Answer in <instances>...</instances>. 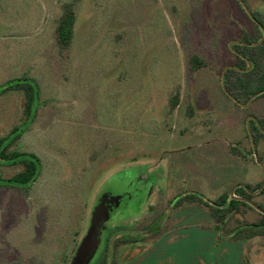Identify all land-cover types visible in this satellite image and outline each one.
Here are the masks:
<instances>
[{"label":"rangeland","instance_id":"rangeland-1","mask_svg":"<svg viewBox=\"0 0 264 264\" xmlns=\"http://www.w3.org/2000/svg\"><path fill=\"white\" fill-rule=\"evenodd\" d=\"M67 1L0 0V87L28 78L39 92L36 118L14 148L42 167L28 188L0 186V264H67L98 197L142 186V175L154 180L162 210L177 192L211 202L264 178V139L256 142L252 122L264 120V97L247 101L228 71L262 36L246 11L264 15V0H81L65 62L53 33ZM195 52L209 64L190 76ZM176 88L181 103L168 117ZM23 102L21 92L0 96V139L22 124ZM20 170L0 165V179ZM258 218H231L221 237L209 217L200 227L191 215L170 250H154V264H264V238L228 236L238 223L240 234L255 230L244 223Z\"/></svg>","mask_w":264,"mask_h":264},{"label":"flooded vegetation","instance_id":"flooded-vegetation-1","mask_svg":"<svg viewBox=\"0 0 264 264\" xmlns=\"http://www.w3.org/2000/svg\"><path fill=\"white\" fill-rule=\"evenodd\" d=\"M236 56L238 62L234 65L232 71L240 77L247 75L248 79L252 80L255 86L263 87L264 82L263 85H260V82L262 81L264 72L260 70L255 56L249 54V59H246L239 52ZM239 60L244 61V64ZM254 91L252 100L264 94V88L259 90L254 89ZM258 94L259 96L254 98ZM188 114L189 112L187 111L185 117L189 121L195 118L194 111L191 112V116H188ZM252 122H254L253 131L264 135V130L260 124L257 121ZM137 182L144 185L131 186L129 191L122 193L125 194V200L121 204L123 206L120 205L119 209L111 213V217L106 223L105 229L102 231V238L98 250L90 264H146L147 258L152 259V264H154V250H158L160 247H165L166 245H168V250H170L172 248L169 244L172 238L171 236L175 233L178 235L184 234L183 230L185 227L189 228L191 226V224H184V221L189 220L191 215H198L197 225L200 227L207 226L206 218L209 217L216 233L221 237L228 220L248 212L256 214L259 218L257 221L244 223L245 228L260 229L259 227L264 226V178L255 188L235 185L230 189L228 196L221 195L215 201L211 202H207L199 194L192 193L180 196L177 192L172 195L168 206L163 210L160 207V202H154V194L157 196L159 193L154 192V180H149L148 177L142 175L137 178ZM138 193L142 194L141 200L132 203L131 200L134 198V194ZM152 199L153 201H150ZM244 200L250 202L258 209H255ZM182 205L185 206L184 209L187 212L182 214V218H176V212L183 208ZM181 222L183 223L181 224ZM239 224L228 234V236H231L230 243H238V232L241 230ZM88 226L89 221L78 243L76 245L74 244L71 248V255L67 264L71 263L78 245L87 232ZM256 238L260 237H252L251 232L250 234L247 232V238L242 240L250 242ZM170 255L171 252L168 256Z\"/></svg>","mask_w":264,"mask_h":264},{"label":"trees","instance_id":"trees-1","mask_svg":"<svg viewBox=\"0 0 264 264\" xmlns=\"http://www.w3.org/2000/svg\"><path fill=\"white\" fill-rule=\"evenodd\" d=\"M81 0H68L60 6V15L55 21V28L53 33L54 44L57 49L58 56L63 61H68L71 55L74 39V27L76 21V12ZM252 18L258 24L264 26V15L259 12L252 13ZM259 39L248 40L247 44L249 48L247 51L249 54H253L258 61L260 70L264 72V40L257 46L252 47L251 45L256 44ZM242 64L244 61L239 60ZM208 63L207 56L204 53L195 52L192 53L188 58V74L193 76L197 71L206 66ZM230 67V72H233ZM234 73V72H233ZM236 75V74H235ZM237 76V75H236ZM238 77V76H237ZM237 88L240 91V95H244L249 101V96L254 95L256 90L261 88L255 86L254 82L248 79L247 75L236 78ZM264 76L260 85H263ZM10 91L21 92L24 97L22 116L23 122L20 127L13 129L7 136L0 139V165L1 166H20L21 170L14 174L8 180L0 179V186L16 187V188H28L34 184L41 173V163L34 155L20 152L14 148L16 142L21 138L22 134L31 126L37 115V106L39 101L38 85L35 81L28 78H21L9 82L0 87V96ZM264 97V94L261 95ZM181 103V92L178 88L174 89L168 97V111L167 116L171 117L177 107ZM188 105V116H191L192 104L190 100L187 101ZM264 123V120L259 121ZM259 123V124H260ZM259 139H264V135L257 134L255 136L256 142ZM260 229L249 230L252 237H264V226L259 227ZM238 233V239H246L247 232L245 234ZM5 264H22L21 262H8Z\"/></svg>","mask_w":264,"mask_h":264},{"label":"water","instance_id":"water-1","mask_svg":"<svg viewBox=\"0 0 264 264\" xmlns=\"http://www.w3.org/2000/svg\"><path fill=\"white\" fill-rule=\"evenodd\" d=\"M246 13L253 20L252 14H250L247 11ZM257 25L260 31L262 32V37L260 38L257 44L251 45L252 47L259 45L264 40V28L262 25L258 23ZM258 96L259 94L256 95L254 98ZM249 136L253 146V157L255 158L256 162L259 163L254 150L255 144H254L253 136L251 133H249ZM124 200H125V194L114 195L109 191L102 193L98 197L90 215L87 232L84 238L82 239V241L80 242V244L78 245L74 257L72 258L70 264H90L91 260L93 259L94 255L98 250L102 238V231L105 229V225L109 221L111 217V213L114 210L119 209L120 205L124 202ZM244 201L249 203L255 209H258L250 202L246 200Z\"/></svg>","mask_w":264,"mask_h":264}]
</instances>
